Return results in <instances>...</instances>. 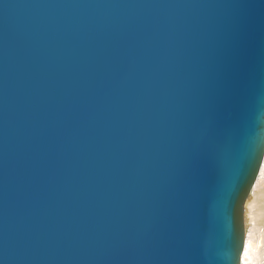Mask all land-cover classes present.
Instances as JSON below:
<instances>
[{"label":"water","instance_id":"obj_1","mask_svg":"<svg viewBox=\"0 0 264 264\" xmlns=\"http://www.w3.org/2000/svg\"><path fill=\"white\" fill-rule=\"evenodd\" d=\"M261 139L264 0H0V264H229Z\"/></svg>","mask_w":264,"mask_h":264},{"label":"snow or ice","instance_id":"obj_2","mask_svg":"<svg viewBox=\"0 0 264 264\" xmlns=\"http://www.w3.org/2000/svg\"><path fill=\"white\" fill-rule=\"evenodd\" d=\"M226 123L235 125L238 130L240 129L242 125V107L239 104H237L235 109L230 113ZM237 139H241V137L238 135ZM262 155H264V139H261L258 145H254L250 148L245 164L236 175L235 182L232 184L228 196L227 242L229 248V264H243L247 246L253 234V228H246L245 210H249L248 216L252 222H254V217H251L250 211L254 206L247 198L250 192L254 191V180ZM220 180L221 176L219 172L214 171L211 176L213 186L218 184ZM236 225H239V227L237 228Z\"/></svg>","mask_w":264,"mask_h":264},{"label":"bare ground","instance_id":"obj_3","mask_svg":"<svg viewBox=\"0 0 264 264\" xmlns=\"http://www.w3.org/2000/svg\"><path fill=\"white\" fill-rule=\"evenodd\" d=\"M248 201L254 206L250 211L251 217L255 218L252 222L248 216L249 210H245L246 228L260 229L264 227V163L254 185V191L249 195Z\"/></svg>","mask_w":264,"mask_h":264},{"label":"clouds","instance_id":"obj_4","mask_svg":"<svg viewBox=\"0 0 264 264\" xmlns=\"http://www.w3.org/2000/svg\"><path fill=\"white\" fill-rule=\"evenodd\" d=\"M243 264H264V227L253 228Z\"/></svg>","mask_w":264,"mask_h":264}]
</instances>
